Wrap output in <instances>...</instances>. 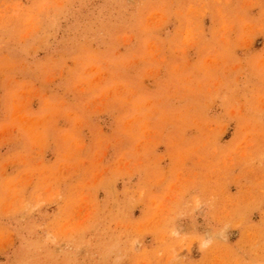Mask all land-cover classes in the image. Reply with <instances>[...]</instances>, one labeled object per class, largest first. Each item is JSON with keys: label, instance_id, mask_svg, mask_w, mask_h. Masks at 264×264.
I'll return each mask as SVG.
<instances>
[{"label": "rangeland", "instance_id": "374dc122", "mask_svg": "<svg viewBox=\"0 0 264 264\" xmlns=\"http://www.w3.org/2000/svg\"><path fill=\"white\" fill-rule=\"evenodd\" d=\"M0 264H264V0H0Z\"/></svg>", "mask_w": 264, "mask_h": 264}]
</instances>
